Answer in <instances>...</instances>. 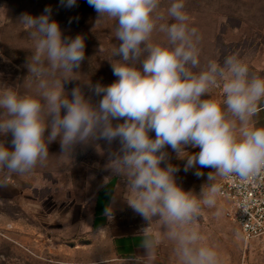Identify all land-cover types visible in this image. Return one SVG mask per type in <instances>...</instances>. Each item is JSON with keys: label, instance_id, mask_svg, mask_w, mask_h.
Listing matches in <instances>:
<instances>
[{"label": "clouds", "instance_id": "1", "mask_svg": "<svg viewBox=\"0 0 264 264\" xmlns=\"http://www.w3.org/2000/svg\"><path fill=\"white\" fill-rule=\"evenodd\" d=\"M59 2L68 9L78 6L77 0ZM86 2L97 12V21H116L120 43L114 55L120 62L111 65L117 79L109 85L89 83L100 97L95 102L80 86L66 92L65 84L75 79L70 74L86 59L84 37H65L50 6L38 16L22 13L19 22L35 29L36 38L26 67L40 79L33 95L12 87L0 94V135L11 134L10 147L0 141V188L8 187L13 175L43 165L57 139L61 154L70 156L77 145L103 141L108 146L104 169L125 183L124 198L136 214L148 225L162 223L180 264H218L215 247L201 243L203 237L189 226L204 207L215 206L218 177L249 182L264 174V127L253 124L264 100V78L251 73L236 54L224 56L222 63L210 59L201 67V36L189 27L184 0H173L168 7L172 23L160 22V0ZM157 31L166 34L165 43L153 42ZM221 86L222 102L208 98ZM114 143L118 148L112 150ZM189 146L199 151L189 154ZM168 148L186 158L185 172L194 170L199 178L202 169H212L199 195L177 184L180 169L170 162ZM116 202L113 196L103 209L109 222ZM106 230L105 225L96 228L98 233ZM158 243L150 237L144 241V264H153Z\"/></svg>", "mask_w": 264, "mask_h": 264}, {"label": "rangeland", "instance_id": "2", "mask_svg": "<svg viewBox=\"0 0 264 264\" xmlns=\"http://www.w3.org/2000/svg\"><path fill=\"white\" fill-rule=\"evenodd\" d=\"M172 2L160 0L157 15L164 18L161 23L174 22L167 15ZM77 4L68 9L59 0H0V94L7 87L21 95L36 92L40 77L28 73L26 67L35 51V29L18 19L22 13L41 15L50 6L52 18L59 22L65 37L82 35L85 39L86 59L76 73L70 74L75 79L65 84V91L70 93L80 86L86 97L94 102L100 99L89 83L109 85L117 79L111 65L120 62L114 55L120 43L115 38L116 21L108 17L97 21V12L86 0H77ZM184 4L189 27L196 28L201 36V67L210 59L222 63L224 56L236 54L251 73L264 78V0H184ZM166 39L164 33L153 34L155 43L163 44ZM208 98L222 102V86L213 89ZM253 124L264 127V100L258 104ZM150 135L155 137L154 132ZM0 141L10 147L11 134L0 135ZM111 147L115 150L118 144ZM167 151L170 162L180 169L175 174L177 184L199 195L212 169H202L204 176L198 178L194 170H183L186 158H178L170 148ZM185 151L193 154L199 149L189 146ZM49 153L43 165L29 173L13 175L8 187L0 188V264H144L112 256L106 242L78 246L77 239L70 238L85 211L92 216L101 185L106 188L104 202L114 181L120 179L104 169L108 146L103 141L77 145L70 156L61 154L57 139L49 145ZM3 177L0 172V179ZM149 225L159 241L153 264H180L174 252L175 242L168 239L162 223L154 220ZM189 227L200 233L201 243L215 247L218 264H264V236L245 242L239 229L225 216L218 198L215 206L204 207L196 223Z\"/></svg>", "mask_w": 264, "mask_h": 264}, {"label": "crops", "instance_id": "3", "mask_svg": "<svg viewBox=\"0 0 264 264\" xmlns=\"http://www.w3.org/2000/svg\"><path fill=\"white\" fill-rule=\"evenodd\" d=\"M105 190L106 188L104 187L99 190L92 216L89 217L88 210H86L84 217H80V223L75 225L74 233L71 234L70 238L77 239L78 246L86 244L98 245L106 242L110 247L112 256L118 255L119 257L144 261L146 250L142 245L149 237L153 240H158L156 233L152 230L151 225H148L143 218H138V214L127 205L125 198H127L128 190L123 181L120 179L114 181L107 193L106 200L103 202ZM113 196L116 197L117 202L114 205V218L109 222L103 215V209L111 202ZM98 225H105L107 230L103 233H98L96 231ZM70 226L72 228L74 225ZM146 227H148V233H142ZM77 245L73 244L72 246L77 248ZM157 253L158 245L156 247L155 260Z\"/></svg>", "mask_w": 264, "mask_h": 264}, {"label": "built area", "instance_id": "4", "mask_svg": "<svg viewBox=\"0 0 264 264\" xmlns=\"http://www.w3.org/2000/svg\"><path fill=\"white\" fill-rule=\"evenodd\" d=\"M217 184L224 214L245 242L264 236V174L249 182L220 178Z\"/></svg>", "mask_w": 264, "mask_h": 264}]
</instances>
